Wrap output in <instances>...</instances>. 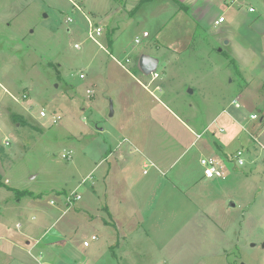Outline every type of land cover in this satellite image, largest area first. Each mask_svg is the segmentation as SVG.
I'll list each match as a JSON object with an SVG mask.
<instances>
[{
	"label": "rangeland",
	"instance_id": "1",
	"mask_svg": "<svg viewBox=\"0 0 264 264\" xmlns=\"http://www.w3.org/2000/svg\"><path fill=\"white\" fill-rule=\"evenodd\" d=\"M73 1L0 0V106L5 113L24 111L33 123L23 115L15 116L22 127L6 142L0 135V160L10 185L41 194L35 198L37 204L50 216L41 236L47 230L43 237L48 240L67 241L65 249L56 245L57 258L63 264H264V147L255 141L248 149L246 166L234 169L228 162L226 178L212 180L215 191L204 188L206 192L199 193L201 207L197 203L182 207L176 201L170 205L167 189L160 182L152 191L145 187L128 191L126 202L134 200L135 207H121L114 194L106 196L104 159L109 145L100 127L117 129L122 121L130 123L127 104L132 98L147 108L158 102L114 61L110 50L105 51L107 36L112 38L114 29L108 32L106 27L103 36L97 37L101 44L89 38L88 23ZM75 1L83 10L85 5L100 15L107 26L110 19L105 17L113 5L123 9L130 3L134 7L131 13L142 0ZM185 1L189 7L177 10L170 2L165 11L157 8L155 0L141 2L135 12L138 28L136 24L124 27L116 41L115 58L124 56L118 49L132 48L135 33L148 29L151 44L157 41L165 47L157 50L160 67L152 72L165 75L159 79L165 89L162 98L193 125H202L214 113V106L238 96L242 102L250 101L245 103L247 110L263 107L264 0H227L228 4L209 0L215 4L213 10L204 0ZM227 6V15L236 14L226 24L230 25L226 36L233 39L230 44H225L222 33L215 37L199 26H208L216 10ZM250 6L255 12H248ZM76 43L82 48H75ZM144 47L140 45L139 50ZM135 52L130 53L134 62L140 54ZM80 71L87 75L85 79L80 78ZM94 80L99 84H93ZM88 89L94 90L92 97ZM23 94L27 98L22 99ZM113 110L115 115H111ZM6 126H10L8 122ZM190 137L196 138L189 134L184 139ZM201 143L198 137L176 168L184 165L191 173L200 171V153L210 156L201 151ZM164 145L169 143L158 147L164 150ZM67 151L72 152L71 158L63 157ZM74 193L81 198L74 199ZM13 195L0 187V264H21L1 252L9 245L4 233L8 230L10 236H17L16 223L26 227L27 215L16 212L29 197H21L17 204ZM137 195L139 200L134 199ZM51 200L56 204H50ZM113 212L126 221L122 230L111 225L116 219ZM84 240L90 246H84Z\"/></svg>",
	"mask_w": 264,
	"mask_h": 264
},
{
	"label": "crops",
	"instance_id": "2",
	"mask_svg": "<svg viewBox=\"0 0 264 264\" xmlns=\"http://www.w3.org/2000/svg\"><path fill=\"white\" fill-rule=\"evenodd\" d=\"M148 1L150 2L154 0H144V2ZM155 1L158 2L157 8H159L160 11H165L167 6L171 2L168 0ZM181 2L185 6L189 7V4L186 3L185 0H182ZM73 3L75 4L76 8L77 6H79L77 9L87 21L88 27L90 26V23H93L96 27H101V33L95 36V41L97 43L101 44L97 37L103 34L106 27L108 28V32H111V30L114 29L112 31V38H108L109 34L107 36L106 42L108 44V48H105V51L109 52L110 50V56L114 58V61H116L117 64L121 66V68L126 73H128L129 76L138 85H140L146 92H148L152 96V98H154L158 102L153 107L147 108L140 100H135L134 98H132L130 100V104H127V110L131 113L128 118L129 120H131L130 123L122 121L118 125L117 129L111 127H108V129L107 127H100L101 132L105 131L103 133L107 134V137H105V144L109 145V147H107L105 153L106 156L104 159V162L107 163L104 182V190L106 196L109 198L111 194H114L113 199L118 200V205L121 207H129L131 205L135 207L136 205L134 203V200L130 201L129 199V202H126L128 201V197H130V195H127L128 191H130V193H133L135 191L137 192L141 187H145L146 189H148L147 191H152L153 187L155 188V186L158 184L157 182H160L161 185H163L167 189V198L169 199L170 205H174L176 201L177 203H179V206L182 207H187L190 205V203L191 205L197 203V205L201 207V198H199V193L206 192L204 188H209L210 190L215 191V181L212 180L218 179L205 178L202 169V171L200 170L197 173H191L188 169V166V168L184 165L180 168L176 167L178 165L180 166V162H183L187 151L190 147L193 146L198 137L202 140L201 151H208L210 156L217 155L218 158H229L230 155H232L237 149L240 148L247 147V149H249L250 144L252 146L253 141L251 140L249 133L245 131V128L253 127V124L249 121V117L254 112L264 113V105L256 111L253 108L251 110H247L248 106L245 103H248L250 101L242 102L238 100V96L235 99L232 98L229 103L220 102L219 104H217L216 108L214 106V108L212 109V112L214 113L209 116L208 120L202 125L199 126L198 124L193 125L189 122L187 123L180 116V114L176 112L175 108H172L170 104H168V102L162 98L165 89L160 84L159 79L162 80L163 76L165 75L160 74L159 71H156L157 73L151 72L147 74L140 69L139 58L141 54L143 55L144 53H149V55L159 58L157 50H162L163 48H165L157 41L151 44L150 39L152 33L148 29L143 30L142 34L139 32L135 33V44L132 46V48L127 49L128 51L118 49L120 55L124 54L123 58L116 59L113 54V52L117 48L116 41L122 35L121 32L124 30V27L129 28L136 24L134 26H136V29L138 28L137 25L139 24L136 23L135 16L136 11H131V13L129 12L134 7L132 6L131 8L130 3H128L123 9L113 5L105 17L106 19H110L108 21V25L104 26L103 22L100 20L101 16L96 12H93L91 10L89 11L85 5V10H83L80 5L81 3L78 4V2H76L75 0L73 1ZM139 3H137L136 5H138ZM225 3L228 4V1L226 0ZM171 4H173V2H171ZM204 4L208 8L211 6L212 10L215 7V4L211 3L209 0H204ZM232 6L233 5H231V7ZM227 8L228 6L225 7L226 11H224L225 9H217L208 26H204L203 24H200L199 26H201L206 31L210 30V32H212L215 37L222 36L226 40L225 44H230L233 39L230 36H226L229 33L228 31L230 30V25L226 24H231L227 23V21L230 20L231 22H233L236 19V14H234V16H231L229 14L227 15V12L230 10H227ZM179 9L180 7L178 6L177 10ZM223 15L225 17V21L223 23H217L218 18ZM67 20L73 23L72 18H68ZM221 27L222 29H220ZM67 30L69 33L73 31V29L70 28ZM145 31L149 33L148 36H144ZM220 33H222L221 36ZM137 40H139V43L137 42ZM76 44H78L79 47H77ZM76 44L75 48H82L81 43ZM149 44H151V46ZM140 45H144L145 47L139 50ZM135 51H138V53L140 54L139 57H137L138 60L136 59L134 62V56L130 53H133ZM136 53L137 52H135V54ZM124 62L126 63V65L123 64ZM134 63L139 69L132 67ZM163 63L165 65L167 64L166 61H164ZM158 66L160 67V61H158ZM129 67H131L132 70ZM81 74H84L85 77L80 78L85 79L87 77L84 71H80V76ZM114 78L115 77L111 78V80H114ZM94 83L97 85L99 84L95 80L93 81V84ZM156 92L159 93L157 94ZM238 93L240 94V92ZM25 98H27V94L22 95V99ZM13 99L16 102H20V99L16 96H13ZM234 101L239 103L240 107H236V105L233 104ZM154 107L155 110H153ZM145 110L146 113H144ZM5 111L6 109L4 110V108L0 106V135H4L3 142H6V138L15 135V130L18 127H22L21 121L15 120L16 115L25 116V121L33 124L27 119L28 117L26 116L24 111L20 113H13L12 111H7L8 113H5ZM153 112L155 113L153 114ZM5 114L9 115V119L6 118ZM115 114L116 110H113L111 115ZM6 122H8L10 126H6ZM13 123H15L14 126H12ZM5 127H7L8 130L4 129ZM176 127L178 128V131H176ZM115 131L117 132V134ZM177 132H179V134ZM189 134L191 136H195V140L194 137H190V139H184V136ZM167 142L169 143V145H164V150L158 147V145H161L163 143L167 144ZM235 145H238V147H236ZM176 146H180L179 152L177 154H175ZM204 155L207 154H202V152L200 153V157L198 158L199 165L200 158ZM5 173L6 170L0 160V174L4 177ZM148 174L149 176L146 177V175ZM227 174H229V172H227ZM3 181L7 182L6 184H8L10 188L5 186L0 187L5 188L7 192L14 195L15 190H28V188L20 189L19 187L10 185V180L6 177H4ZM94 185L95 183H93V186ZM31 193L32 196L25 195L22 197L24 198L28 196V202L23 204L20 212H16L22 217L23 215H27L26 227L23 229V224L16 223L18 235L13 237L10 236L11 234L7 230L4 235L6 236V240L9 245H5L1 252H3V255L6 258L9 257L10 259L13 258L14 260H19L18 262H20L21 264H63L61 258H57L56 245L59 248L65 249L68 246L67 241L62 240L61 242L55 243L50 239L48 240L46 237H43L47 230H44L41 236L40 231H42V229H44V227H46V225L49 223L50 216L47 211L45 213V210H41L40 206L37 204L35 198L36 196L41 197V194L36 195L33 192ZM14 195V199L12 201L17 204H21L22 198ZM134 199H138V195L134 196ZM52 201L54 200H51L50 204H56V201L55 203H51ZM134 213H131L132 217L134 216ZM202 214H204L213 222H216L214 219H212V215L210 216V213H206L204 210H202ZM113 216L116 217L113 224L116 225L117 230H122L126 221L121 220L119 212H117L116 214L113 212ZM20 238L23 239V241H21ZM25 250H27V253H25ZM34 251H36L37 256L33 255ZM16 254L19 256L24 254V257H17ZM76 263L81 262L77 261Z\"/></svg>",
	"mask_w": 264,
	"mask_h": 264
},
{
	"label": "built area",
	"instance_id": "3",
	"mask_svg": "<svg viewBox=\"0 0 264 264\" xmlns=\"http://www.w3.org/2000/svg\"><path fill=\"white\" fill-rule=\"evenodd\" d=\"M78 8V7H77ZM249 13L255 12V8L250 6L248 8ZM225 21L224 15L219 17L217 20V23H223ZM102 29L101 27H96L93 23H90L89 26V37L93 40H96L95 36L99 35L101 33ZM149 33L147 31L144 32V36H148ZM139 43V40H137ZM77 47L78 44H76ZM80 77H85L84 74H81ZM88 96L92 97L94 95V91L91 89L87 90ZM236 107H240V104L236 101L233 102ZM40 115L42 117L46 116L45 111H41ZM60 118V117H58ZM250 123L253 124V127H246L245 131L249 133V136L252 141L257 142V144L264 147V113L260 112H254L249 117ZM248 149L247 148H240L237 149L232 155L229 156L227 161H224L222 158H218L215 156H202L200 158V165L203 169V175L205 178L208 179H225L227 176V170H228V162H232L233 167H244L249 163L248 160ZM71 151H67L66 154L63 155L64 158H71ZM74 199H80L81 197L74 193ZM71 202V200H68ZM51 203H55V201H52ZM92 240H96L97 236L93 235ZM84 246H89L90 241L85 240L83 242ZM76 264H82V263H76Z\"/></svg>",
	"mask_w": 264,
	"mask_h": 264
},
{
	"label": "water",
	"instance_id": "4",
	"mask_svg": "<svg viewBox=\"0 0 264 264\" xmlns=\"http://www.w3.org/2000/svg\"><path fill=\"white\" fill-rule=\"evenodd\" d=\"M139 66L144 73L148 74L153 72L157 68L158 60L156 57L151 55H142L139 58ZM241 264H245V263H241Z\"/></svg>",
	"mask_w": 264,
	"mask_h": 264
},
{
	"label": "trees",
	"instance_id": "5",
	"mask_svg": "<svg viewBox=\"0 0 264 264\" xmlns=\"http://www.w3.org/2000/svg\"><path fill=\"white\" fill-rule=\"evenodd\" d=\"M113 1H115V2H120V1H122V0H113ZM144 0H142L141 2H143ZM172 1H174V2H176L178 5H179V7H180V9L182 8V9H185V8H187L180 0H172ZM141 2L138 4V5H136V7H135V10H134V12L137 10V8L139 7V5L141 4ZM108 38H110V37H108ZM245 87V84L244 85H242L241 86V89L242 88H244ZM224 159L227 161L228 160V158L227 157H224ZM235 168H237V167H234V169ZM1 178H2V176H1V174H0V186H5V187H9L4 181H2L1 180ZM10 188V187H9ZM15 193H16V195L17 196H19V197H23V196H25V195H31L32 196V193L30 192V191H28V190H15ZM106 223H111V222H109V221H105ZM111 225H113V223H111ZM113 253L115 254V252L113 251Z\"/></svg>",
	"mask_w": 264,
	"mask_h": 264
}]
</instances>
